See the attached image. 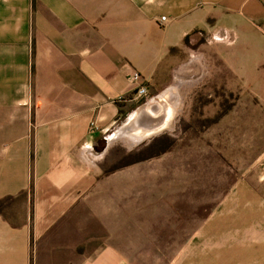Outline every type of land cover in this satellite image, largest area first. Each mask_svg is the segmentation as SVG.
Instances as JSON below:
<instances>
[{
	"label": "crops",
	"instance_id": "crops-1",
	"mask_svg": "<svg viewBox=\"0 0 264 264\" xmlns=\"http://www.w3.org/2000/svg\"><path fill=\"white\" fill-rule=\"evenodd\" d=\"M214 27L238 46L222 63L264 81V0H0V264L150 263L148 227L97 205L95 148L134 99L129 74L167 99ZM258 181L199 228L164 222L157 264H264Z\"/></svg>",
	"mask_w": 264,
	"mask_h": 264
},
{
	"label": "rangeland",
	"instance_id": "rangeland-1",
	"mask_svg": "<svg viewBox=\"0 0 264 264\" xmlns=\"http://www.w3.org/2000/svg\"><path fill=\"white\" fill-rule=\"evenodd\" d=\"M211 40V54L204 47L192 54L193 81L180 79L162 101L147 93L132 99L95 148V190L107 192L97 205L108 213L109 207L127 210L134 228L148 227L149 264L173 252L156 246L164 222L199 228L219 207L237 205L230 192L238 183L252 187L256 180L259 188V178L264 181V81L243 85L232 64L222 63L221 49L230 62L237 54L231 33L214 27ZM164 106L171 109L164 129L131 144L130 134L160 119Z\"/></svg>",
	"mask_w": 264,
	"mask_h": 264
},
{
	"label": "bare ground",
	"instance_id": "bare-ground-1",
	"mask_svg": "<svg viewBox=\"0 0 264 264\" xmlns=\"http://www.w3.org/2000/svg\"><path fill=\"white\" fill-rule=\"evenodd\" d=\"M158 98L160 99V98H162V96L161 97L159 96ZM146 112L147 111H145L144 114L147 118H150V120L154 121V119L157 118V117L149 116L148 114H146ZM137 114L134 117L133 116L130 117L131 122L135 119ZM170 116H171V109L169 107L164 106L163 109H161L160 119H157L156 122H152V123L148 124L149 127H144V128L139 127L141 130L136 129L137 132L130 134L131 139L129 140V142H131L132 144L138 143L141 140H143L144 138H146L147 136L161 131L166 126V123L169 120ZM148 125H146V126H148Z\"/></svg>",
	"mask_w": 264,
	"mask_h": 264
},
{
	"label": "built area",
	"instance_id": "built-area-1",
	"mask_svg": "<svg viewBox=\"0 0 264 264\" xmlns=\"http://www.w3.org/2000/svg\"><path fill=\"white\" fill-rule=\"evenodd\" d=\"M160 23L165 22L164 17H160L158 20ZM138 74L134 71H132L128 76V82L130 84L131 92L133 93V97L135 99H141L146 97V91L145 89L139 85L138 83ZM122 98H119L121 100ZM92 127V125H91ZM94 127V126H93Z\"/></svg>",
	"mask_w": 264,
	"mask_h": 264
}]
</instances>
